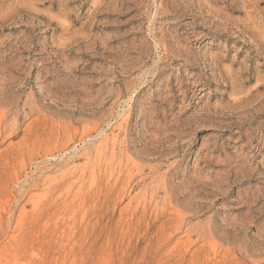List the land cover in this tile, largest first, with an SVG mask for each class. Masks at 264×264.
<instances>
[{"label": "rangeland", "instance_id": "rangeland-1", "mask_svg": "<svg viewBox=\"0 0 264 264\" xmlns=\"http://www.w3.org/2000/svg\"><path fill=\"white\" fill-rule=\"evenodd\" d=\"M0 264H264V0H0Z\"/></svg>", "mask_w": 264, "mask_h": 264}]
</instances>
